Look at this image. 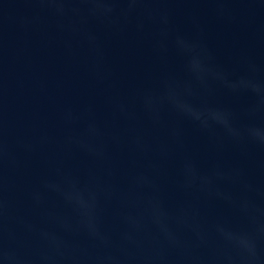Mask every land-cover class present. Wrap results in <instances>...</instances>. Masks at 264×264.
<instances>
[{"label":"water","instance_id":"obj_1","mask_svg":"<svg viewBox=\"0 0 264 264\" xmlns=\"http://www.w3.org/2000/svg\"><path fill=\"white\" fill-rule=\"evenodd\" d=\"M0 264H264V0H0Z\"/></svg>","mask_w":264,"mask_h":264}]
</instances>
